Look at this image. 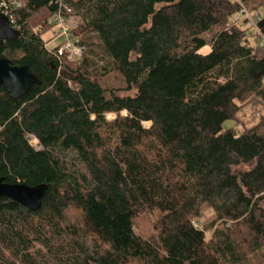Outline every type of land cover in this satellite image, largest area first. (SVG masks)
<instances>
[{"label": "trees", "instance_id": "1", "mask_svg": "<svg viewBox=\"0 0 264 264\" xmlns=\"http://www.w3.org/2000/svg\"><path fill=\"white\" fill-rule=\"evenodd\" d=\"M3 1L21 37L0 60L40 84L19 100L0 86V179L48 189L38 211L0 198V264H264V117L224 130L240 104L264 100V48L234 24L239 4ZM241 1L264 34V0ZM42 10L80 19L81 61L30 28ZM112 74L123 88H104ZM203 204L215 213L210 241L193 223ZM149 213L145 238L135 222Z\"/></svg>", "mask_w": 264, "mask_h": 264}, {"label": "rangeland", "instance_id": "2", "mask_svg": "<svg viewBox=\"0 0 264 264\" xmlns=\"http://www.w3.org/2000/svg\"><path fill=\"white\" fill-rule=\"evenodd\" d=\"M3 0H0V4ZM47 20L51 23L52 18H50L49 13L46 10H42L30 20V28L38 31V30H45L46 32L43 35L44 40L49 44V49H54L61 46L64 42V38H57L59 35V31L57 27H53L52 29H48L49 27H45L44 23ZM70 21L71 26L74 28L78 27L80 23V19L70 14ZM48 29V30H47ZM252 46L254 48H259V42L257 39L252 40ZM211 51L210 47L204 48L201 53L207 54ZM99 57L94 59L96 62V67L98 71H101L105 66L106 61L104 60V54L98 50ZM102 85L106 89H120L123 88L121 77L117 74H112L107 79L102 80ZM123 93V92H122ZM241 109L236 117L235 120L227 121L224 124V130L228 129H236L239 132L245 131L252 126L256 125L261 117H264V100L261 98H252L248 100V102L240 104ZM109 121H113L116 119L115 114H110L107 116ZM151 124H144L145 128H149ZM31 144L36 147L40 148V145L37 140L34 138H29ZM158 214H146L140 216L135 222V230L138 235L145 236V238H149V236L153 232V226L155 225L156 219L158 218ZM71 214H69V217ZM215 220V213L214 210L210 207L209 204H203L200 208L199 216L193 220V223L196 228L202 230L205 235L207 241H210L212 238L213 229L210 228L211 224Z\"/></svg>", "mask_w": 264, "mask_h": 264}, {"label": "water", "instance_id": "3", "mask_svg": "<svg viewBox=\"0 0 264 264\" xmlns=\"http://www.w3.org/2000/svg\"><path fill=\"white\" fill-rule=\"evenodd\" d=\"M20 37L21 33L12 26L0 9V46L6 41L18 40ZM39 84L38 78L27 67L13 66L6 58L0 60V86L13 100L21 99L33 85ZM47 189L46 185H11L0 179V198H8L30 211L41 209Z\"/></svg>", "mask_w": 264, "mask_h": 264}, {"label": "built area", "instance_id": "4", "mask_svg": "<svg viewBox=\"0 0 264 264\" xmlns=\"http://www.w3.org/2000/svg\"><path fill=\"white\" fill-rule=\"evenodd\" d=\"M235 1L239 4L240 10L234 18V24L244 23L246 29L250 30L258 37L259 45L264 48V34L258 27V22L261 20V14L250 13L241 0ZM13 5L19 6L20 3L15 2ZM2 8H7V3L5 1L0 4V9ZM52 21L59 31L57 38L61 37L65 39V42L58 47V57L61 58L67 56L72 62L81 61L87 52V48L81 43L80 39L73 34L70 17L59 12L53 17Z\"/></svg>", "mask_w": 264, "mask_h": 264}]
</instances>
